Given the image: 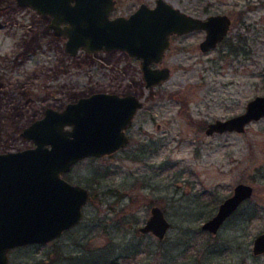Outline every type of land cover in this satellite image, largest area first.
<instances>
[{
  "label": "rangeland",
  "instance_id": "1",
  "mask_svg": "<svg viewBox=\"0 0 264 264\" xmlns=\"http://www.w3.org/2000/svg\"><path fill=\"white\" fill-rule=\"evenodd\" d=\"M166 1L193 16L225 13L231 24L205 52L202 31L171 37L158 63L169 77L146 88L137 58L122 50L70 56L47 18L0 0V152L33 146L19 132L47 106L97 91L142 101L124 147L64 174L92 194L81 220L50 242L11 248L9 264H264V253H251L264 232V117L244 132H204L264 95V0ZM141 2L155 0H116L111 16ZM238 182L253 187L251 197L216 234L201 229ZM153 205L171 223L162 240L138 230Z\"/></svg>",
  "mask_w": 264,
  "mask_h": 264
},
{
  "label": "water",
  "instance_id": "2",
  "mask_svg": "<svg viewBox=\"0 0 264 264\" xmlns=\"http://www.w3.org/2000/svg\"><path fill=\"white\" fill-rule=\"evenodd\" d=\"M15 2L49 16L48 27L54 36L64 39L63 49L70 56L80 50L88 54L122 50L139 59L146 88L169 77L168 67L151 65L161 62L171 34L203 30L199 48L205 52L227 35L231 24L225 13L193 16L166 0H155L153 6L141 2L128 15L114 16L115 0ZM141 107L135 94L97 91L67 102L61 109L47 106L39 118L21 128L20 136L33 146L0 152V264H9L11 248L49 242L81 219L88 190L68 181L64 174L83 158L124 147L129 141L126 129ZM262 117L264 95H256L243 112L208 122L204 132H243ZM252 193L250 184H235L215 213L201 223V229L216 234ZM169 228L164 211L153 205L138 230L162 240ZM251 250L254 255L264 253V232L253 238Z\"/></svg>",
  "mask_w": 264,
  "mask_h": 264
},
{
  "label": "flooded vegetation",
  "instance_id": "3",
  "mask_svg": "<svg viewBox=\"0 0 264 264\" xmlns=\"http://www.w3.org/2000/svg\"><path fill=\"white\" fill-rule=\"evenodd\" d=\"M115 2H116V0H115ZM151 6H153V5H151ZM181 11H182V10H181ZM183 12H185V11H183ZM186 13H187V12H186ZM127 15H128V14H127ZM40 16H42V15H40ZM43 17L47 18V19H48V23H49L50 17H49V16H43ZM48 23H47V27H48ZM48 28H49V27H48ZM49 29L51 30V32H52V34H53V30H52L51 28H49ZM196 31H202L203 34L205 35V32H204L203 30H193V31H190V32H187V33H183V34H175V33H174V34H171V35L169 36V46H170V38H171V37H174V36H184V35H188V34H191V33H193V32H196ZM53 35H54V34H53ZM56 37H60V38H62L61 36H56ZM203 38H204V37H203ZM62 39H63V38H62ZM63 40H64V39H63ZM222 40H223V39H222ZM222 40H221V41H222ZM199 43H200V42H199ZM218 43H219V42H218ZM218 43H217V44H218ZM198 47H199V44H198ZM199 49H200V48H199ZM212 49H213V48H212ZM82 51H83V50H82ZM165 51H166V50H165ZM208 51H209V50H208ZM84 52H85V51H84ZM164 54H165V52H164ZM163 56H164V55H163ZM130 58H131V57H130ZM162 58H163V57H162ZM138 60H139V59H138ZM139 63H140V60H139ZM151 66H152V67H167V66H160V65H158V63H153ZM168 68H169V67H168ZM139 109H140V108H139ZM139 109H138V110H139ZM138 110H137V111H138ZM136 113H137V112H136ZM134 116H135V115H134ZM133 118H134V117H133ZM129 126H130V125H129ZM129 126H128V127H129ZM158 127H159V125H157V128H158ZM245 129H246V128H245ZM244 131H245V130H244ZM244 131H243V132H244ZM121 148H122V147H121ZM119 149H120V148H119ZM114 152H115V151H114ZM68 181H69V180H68ZM70 182H71V181H70ZM72 183H73V182H72ZM77 184H78V183H77ZM85 188H86V187H85ZM86 189H87V188H86ZM87 190H88V189H87ZM91 197H92V194H91L90 191L88 190V199H87V201H86L85 204H87V203L90 201ZM247 200H248V199H247ZM245 201H246V200H245ZM245 201H243V202L240 204V206L236 209V211L241 207V205H242ZM85 204H84V205H85ZM217 207H218V206H217ZM216 210H217V209H216ZM82 211H83V210H82ZM236 211H235V212H236ZM235 212H233V214H234ZM82 214H83V212H82ZM233 214H232V215H233ZM232 215H231V216H232ZM81 218H82V216H81ZM80 220H81V219H80ZM80 220H79V221H80ZM79 221H78V222H79ZM78 222H77V223H78ZM77 223H76V224H77ZM76 224H75V225H76ZM222 225H223V224H222ZM72 226H74V225H72ZM72 226H71V227H72ZM170 226H171V223H170ZM71 227H69V228H71ZM69 228H67V229H69ZM67 229H65V230H67ZM65 230H64V231H65ZM64 231H62L61 234H62ZM140 233H141V232H140ZM61 234H60V235H61ZM60 235H59V236H60ZM59 236H58V237H59ZM56 238H57V237H56ZM56 238H54V239H56ZM54 239H53V240H54ZM51 241H52V240H51ZM49 242H50V241H49ZM39 244H41V243H39ZM17 247H18V246H17ZM251 248H252V247H251ZM251 253H252V250H251ZM252 254H253V253H252ZM262 254H263V253H262ZM253 255H254V254H253ZM259 255H260V254H259ZM255 256H257V255H255Z\"/></svg>",
  "mask_w": 264,
  "mask_h": 264
},
{
  "label": "trees",
  "instance_id": "4",
  "mask_svg": "<svg viewBox=\"0 0 264 264\" xmlns=\"http://www.w3.org/2000/svg\"><path fill=\"white\" fill-rule=\"evenodd\" d=\"M253 216H254V214H250V215H249V218H252Z\"/></svg>",
  "mask_w": 264,
  "mask_h": 264
}]
</instances>
